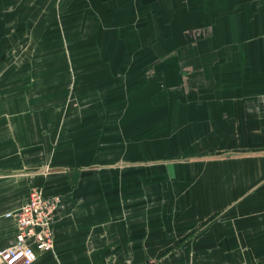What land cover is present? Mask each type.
<instances>
[{
  "label": "crops",
  "instance_id": "crops-1",
  "mask_svg": "<svg viewBox=\"0 0 264 264\" xmlns=\"http://www.w3.org/2000/svg\"><path fill=\"white\" fill-rule=\"evenodd\" d=\"M249 68L253 86H158V109L139 117L102 109V86H84L81 157L56 173L37 172L53 157L51 146L38 163L35 117L27 131L0 121V251L14 242L6 215L40 188L57 208L32 264H264L263 45Z\"/></svg>",
  "mask_w": 264,
  "mask_h": 264
},
{
  "label": "rangeland",
  "instance_id": "rangeland-1",
  "mask_svg": "<svg viewBox=\"0 0 264 264\" xmlns=\"http://www.w3.org/2000/svg\"><path fill=\"white\" fill-rule=\"evenodd\" d=\"M263 22L264 0H0V121L27 131L35 117L38 150L53 157L37 172L56 173L81 157L84 86L134 117L156 112L158 86H253Z\"/></svg>",
  "mask_w": 264,
  "mask_h": 264
},
{
  "label": "built area",
  "instance_id": "built-area-1",
  "mask_svg": "<svg viewBox=\"0 0 264 264\" xmlns=\"http://www.w3.org/2000/svg\"><path fill=\"white\" fill-rule=\"evenodd\" d=\"M57 199L31 190L22 206L6 218L15 225L14 242L0 251V264H32L53 243L52 225Z\"/></svg>",
  "mask_w": 264,
  "mask_h": 264
}]
</instances>
